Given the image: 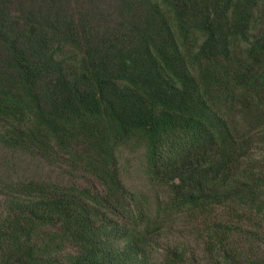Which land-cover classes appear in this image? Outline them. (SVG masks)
<instances>
[{
	"label": "trees",
	"instance_id": "1",
	"mask_svg": "<svg viewBox=\"0 0 264 264\" xmlns=\"http://www.w3.org/2000/svg\"><path fill=\"white\" fill-rule=\"evenodd\" d=\"M0 149L70 176L0 173V264H264V0H0Z\"/></svg>",
	"mask_w": 264,
	"mask_h": 264
},
{
	"label": "rangeland",
	"instance_id": "2",
	"mask_svg": "<svg viewBox=\"0 0 264 264\" xmlns=\"http://www.w3.org/2000/svg\"><path fill=\"white\" fill-rule=\"evenodd\" d=\"M141 157V152L136 150H128L123 153L124 175L127 185L131 187H144L145 182L140 175L137 166ZM63 166H49L43 161L30 158L22 154L4 153L0 149V173L6 174L10 177L21 178L28 176H45L50 178L68 179Z\"/></svg>",
	"mask_w": 264,
	"mask_h": 264
}]
</instances>
